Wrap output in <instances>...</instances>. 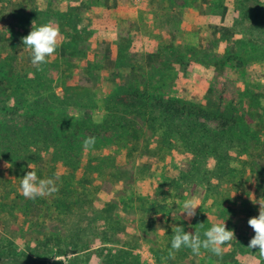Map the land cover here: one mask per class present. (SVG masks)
Returning <instances> with one entry per match:
<instances>
[{"label": "rangeland", "instance_id": "1", "mask_svg": "<svg viewBox=\"0 0 264 264\" xmlns=\"http://www.w3.org/2000/svg\"><path fill=\"white\" fill-rule=\"evenodd\" d=\"M33 22L62 35L39 68L22 44ZM159 100L235 123L172 121ZM0 150V261L264 264L248 248L259 215L248 196H264V0H0ZM31 170L58 177L33 208L20 191ZM183 219L186 233L226 223L235 239L219 257L175 251ZM79 229L77 254L29 245Z\"/></svg>", "mask_w": 264, "mask_h": 264}, {"label": "clouds", "instance_id": "2", "mask_svg": "<svg viewBox=\"0 0 264 264\" xmlns=\"http://www.w3.org/2000/svg\"><path fill=\"white\" fill-rule=\"evenodd\" d=\"M62 35L57 26L52 22H49L40 27H36L33 22V30L22 38V44L24 47L31 51V63L38 68L49 62V59L56 54V51L61 43ZM96 143L95 137H88L83 142L85 150L94 148ZM5 167L11 168L10 163L5 162ZM29 169L33 168V164L29 163ZM56 178L39 179L34 171H28L27 174L20 179V191L26 199L35 200L37 198H43L50 196L58 191L56 187ZM236 195V194H235ZM248 198L254 205H259V215L252 217L248 220L249 227L254 231L255 235L250 240L248 248L258 249L257 254L259 257L264 258V196L259 200L255 195L250 193ZM200 201L193 197L184 202L182 213H186L187 218H194L197 214L196 210L200 208ZM202 225V224H201ZM161 231L164 229L160 228ZM171 248L175 251L181 250V248H189L195 255H200L201 248L211 251L216 256H222L224 252V246L228 245L235 239L234 230H228L226 223L213 224L203 234L204 238H201V234L196 231L193 235L191 232L186 233L182 226H172ZM170 256L174 258V253L170 252ZM58 261L57 258H54Z\"/></svg>", "mask_w": 264, "mask_h": 264}, {"label": "trees", "instance_id": "3", "mask_svg": "<svg viewBox=\"0 0 264 264\" xmlns=\"http://www.w3.org/2000/svg\"><path fill=\"white\" fill-rule=\"evenodd\" d=\"M154 106L160 113L165 114V116H167L168 119L171 118L172 121L173 120H176V121H187V122H189V121L192 122L193 121L192 122L193 123V127H196V123L198 124V123H201V122H206V123H216L223 130H229V129H231L233 127V125L235 123L234 119H231V118L230 119H226L224 117H218V118L217 117H213L212 115H210L209 113H207V112H205V111H203L201 109H187L186 107L181 105L179 102L174 101V100H159ZM233 121H234V123H233ZM151 122H153V120H151ZM198 126H199V124H198ZM3 136H5L8 141L11 140V136H9V134L4 133ZM43 138H44V140H52L53 139V133L47 131L43 135ZM7 152H9V151L7 150L6 153ZM2 156L3 155H2L1 150H0V158H2ZM14 156H15V154L12 155V153H11V157H14ZM16 156H19V155H16ZM39 158H41V157H38V159ZM39 160H42V159H39ZM21 161H25L26 162L27 158L23 159L21 157H18V159L16 161H13V162H14V164L16 162H20V164H18V165H21L22 164ZM133 198L134 197H132V199L131 198H129V199L133 200ZM49 199L44 201L45 202L44 205H46V206L50 205L51 206L52 200H49ZM29 203H33L32 205L31 204L28 205L29 207L31 206V208H33V207H35L34 204L39 206L40 203H41V200L40 199H36L35 201H29ZM164 207L165 206H163V208ZM49 208L50 207H47V209H49ZM148 216H149V213H148ZM181 221L183 223V227L185 228L184 230H186V226H188V223L184 219L181 220ZM153 224H154V222H153ZM85 233H86L85 230L79 229V230H77V232L74 231L72 234H69L67 236V238H68L67 239V238H65V236L68 233H64L62 235L60 232H58L56 234L46 235L44 241L35 240L34 243H29V245H33L34 246V244H35L34 247H36V246L41 247L42 246L45 249L52 248L53 250H56L57 248H59V251H58V255L59 256H66V255H68L69 252L77 254V252H79V251L72 250V248L74 249L75 247H77V244L82 246V244H83V240L82 239H83V235ZM87 233H88V235H90L92 237L91 241H92L93 238H96L97 236H101V235L104 236V232L101 233V234H97L91 228H87ZM93 233L94 234L96 233L95 236L92 235ZM37 235H39V233H37ZM202 236L203 235H201V238H202ZM63 241H67V243L63 244ZM231 244H233V242ZM88 249H90V248L87 247L84 250H88ZM35 250H37V249H35ZM38 250H44V249L38 248ZM53 254L57 255V251H56V253H53ZM229 254H230L229 255L230 257L233 256L234 254L236 255V253H234L233 251L231 253H229ZM72 261L74 262V259ZM0 264H50V263L35 261L33 259H30L29 257H26V258L14 259L13 261L3 260V261H0Z\"/></svg>", "mask_w": 264, "mask_h": 264}]
</instances>
